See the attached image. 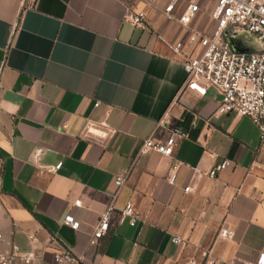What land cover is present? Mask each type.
Masks as SVG:
<instances>
[{"label":"crops","instance_id":"crops-1","mask_svg":"<svg viewBox=\"0 0 264 264\" xmlns=\"http://www.w3.org/2000/svg\"><path fill=\"white\" fill-rule=\"evenodd\" d=\"M191 2L199 10L188 25L164 12L173 3L179 16ZM213 7L214 0H135L142 22L134 25L124 19V0H0V252L32 246L28 264H54L59 248L83 264H204L206 257L256 264L264 253V141L248 117L216 113L221 94L213 88L202 96L183 89V57L198 48L188 34L212 30ZM176 41L184 55L168 49ZM185 112L188 137L171 156L136 157L144 138L164 142ZM87 119L106 120L114 132L86 139ZM224 157L235 166L206 176ZM131 165L117 188L115 178ZM191 182L195 191L185 193ZM113 195L110 228L89 246ZM128 199L138 213L133 226L118 222ZM66 215L78 229L63 224ZM222 224L232 238L216 237Z\"/></svg>","mask_w":264,"mask_h":264},{"label":"built area","instance_id":"built-area-1","mask_svg":"<svg viewBox=\"0 0 264 264\" xmlns=\"http://www.w3.org/2000/svg\"><path fill=\"white\" fill-rule=\"evenodd\" d=\"M26 1V0H25ZM36 0H30L33 4ZM135 0H124L126 12L124 19L134 25L142 22V14L133 12ZM173 3L165 6L164 12L168 17L175 19L182 25H188L191 19L199 10L196 2H191L188 8L179 16L173 15ZM215 24L208 33L191 30L188 34V43L197 44L194 54L183 57L185 69V80L183 89H189L202 96L207 89L213 88L221 94V99L216 109L217 114L234 113L237 116L248 117L258 128L260 139L264 141V0H214V7L211 12ZM246 32L254 35L258 44L254 50H238L234 47L233 39L240 33ZM168 49L175 55H184V42L176 41L167 43ZM98 101L94 102V106ZM158 121L155 128L162 125ZM114 129L106 120L93 121L87 119L82 129V137L91 141L102 140L110 136ZM188 137V132L176 126L164 142H156L152 135L143 139L136 157L149 150H155L164 156H171L174 147L181 138ZM41 149L36 150L40 154ZM211 156L218 158L217 152H211ZM136 158L133 159V163ZM132 163V165H133ZM182 163L173 162L166 174V181L174 184L177 178V171ZM57 163L51 170L60 167ZM123 174L118 175L114 184L119 188L125 181L132 167ZM235 166V162L230 158L220 159L212 166L205 175L214 177L218 171L227 167ZM197 177V176H196ZM196 189L195 183L191 182L183 187L185 193H192ZM112 200L107 204L90 235L88 244L93 246L97 243L110 228L111 214L115 209ZM75 205H80L81 200L75 199ZM138 218V213L133 201L128 199L119 210L118 222L127 220L133 226ZM63 224L69 225L73 229L79 228V221L71 215H66ZM234 232L226 228L223 224L216 231V237L230 239ZM31 242L34 238L29 235ZM0 239H3L0 233ZM174 243L182 242V238L175 236ZM35 258L32 246L21 253L18 248L12 245L8 252H0V264H28ZM54 264H83L81 256H77L68 248H59L53 254ZM256 264H264V253H260ZM187 264H199L194 260ZM204 264H215L214 260L206 257Z\"/></svg>","mask_w":264,"mask_h":264},{"label":"rangeland","instance_id":"rangeland-1","mask_svg":"<svg viewBox=\"0 0 264 264\" xmlns=\"http://www.w3.org/2000/svg\"><path fill=\"white\" fill-rule=\"evenodd\" d=\"M233 44L239 49L254 50L257 47L258 40L254 35L242 32L233 39Z\"/></svg>","mask_w":264,"mask_h":264},{"label":"trees","instance_id":"trees-1","mask_svg":"<svg viewBox=\"0 0 264 264\" xmlns=\"http://www.w3.org/2000/svg\"><path fill=\"white\" fill-rule=\"evenodd\" d=\"M190 121V115L188 113L183 114V119L178 123L179 127H181L183 130L187 131L188 129H185L184 127H187L188 123ZM194 136V135H192Z\"/></svg>","mask_w":264,"mask_h":264},{"label":"water","instance_id":"water-1","mask_svg":"<svg viewBox=\"0 0 264 264\" xmlns=\"http://www.w3.org/2000/svg\"><path fill=\"white\" fill-rule=\"evenodd\" d=\"M234 47L236 48V46L234 45ZM236 49H238V50H243V49H239V48H236Z\"/></svg>","mask_w":264,"mask_h":264}]
</instances>
